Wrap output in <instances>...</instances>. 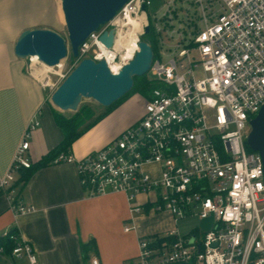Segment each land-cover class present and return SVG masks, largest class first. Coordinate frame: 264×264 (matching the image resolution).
Wrapping results in <instances>:
<instances>
[{"label":"built area","instance_id":"built-area-1","mask_svg":"<svg viewBox=\"0 0 264 264\" xmlns=\"http://www.w3.org/2000/svg\"><path fill=\"white\" fill-rule=\"evenodd\" d=\"M149 6L148 0L128 1L79 46L77 58L67 51L70 71L91 59L117 74L143 37H153L146 78L159 87L145 100L142 116L102 149L78 160L60 154L53 164H75L88 199L122 194L132 224L126 233L135 231L144 204L151 213L170 214L175 223L189 216L213 218V229L204 234L138 236L137 264H264L263 164L246 145L249 122L264 105V0H163L161 14L153 17L146 13ZM109 31L107 48L100 37ZM65 59L52 67L57 85L41 83L30 60L28 73L44 89L56 90L70 74ZM39 116L30 119L0 176V197L14 217L34 211L16 181L20 170L31 167L30 139ZM140 196L146 198L142 205ZM3 236L14 247L8 256L0 249V260L37 264L18 233Z\"/></svg>","mask_w":264,"mask_h":264},{"label":"crops","instance_id":"crops-1","mask_svg":"<svg viewBox=\"0 0 264 264\" xmlns=\"http://www.w3.org/2000/svg\"><path fill=\"white\" fill-rule=\"evenodd\" d=\"M60 0H0V176L7 173L12 157L30 119L40 114V126L32 133L29 157L33 163L56 147L62 132L55 125L45 89L32 77L25 61L14 54V46L24 31L48 29L56 33L64 27ZM145 103V101H144ZM143 99L130 96L102 120L82 134L71 146L75 159L102 149L143 114ZM17 191L32 213L14 217L5 197H0V237L14 229L31 245L37 264H137L138 236L151 237L175 230L166 212L144 209L131 226L129 208L122 194L88 199L79 183L75 164H50L37 169ZM25 264L20 259H4Z\"/></svg>","mask_w":264,"mask_h":264},{"label":"water","instance_id":"water-1","mask_svg":"<svg viewBox=\"0 0 264 264\" xmlns=\"http://www.w3.org/2000/svg\"><path fill=\"white\" fill-rule=\"evenodd\" d=\"M130 0H60L66 39L48 29L24 31L14 46L19 59L37 57L47 67H55L67 57L68 48L73 58L78 57L79 46L98 27L109 22ZM144 10V8H143ZM149 29H145L148 34ZM104 45H112L113 33L109 31L100 37ZM139 51L117 74H111L103 61L84 59L70 72L51 95V103L61 112L76 111L84 98L91 99L103 108H108L126 96L133 88L135 77L147 75L153 51L144 40ZM250 132L246 145L257 152L264 171V105L249 122Z\"/></svg>","mask_w":264,"mask_h":264},{"label":"trees","instance_id":"trees-1","mask_svg":"<svg viewBox=\"0 0 264 264\" xmlns=\"http://www.w3.org/2000/svg\"><path fill=\"white\" fill-rule=\"evenodd\" d=\"M143 40H146L152 50L155 52V45L153 41V37H143ZM72 60V58L70 57ZM159 87V85L155 83L148 82L146 76L144 77H135L133 79V88L126 96H124L119 101L115 102L108 108H104V111L96 116L93 120L87 122L88 117L85 115L86 107L80 108L78 112L70 117H64L63 115L57 113L54 109H52V117L55 125L62 132V140L61 142L51 149L48 153L41 157V159L35 163L32 162L31 167L29 169H22L19 171L18 179L16 181L17 185L23 187V185L30 178L32 173L39 168L48 166L53 164V160L60 154H68L72 144L86 131H88L91 127H93L96 123L102 120L112 109L118 106L129 94L136 92L139 94L146 95V99L149 97L151 91L154 88ZM251 151L249 148H247ZM9 234H17V232L12 229L9 231ZM14 247V242L9 239L8 236L0 237V249H2L3 255L8 256L11 253L12 248Z\"/></svg>","mask_w":264,"mask_h":264},{"label":"rangeland","instance_id":"rangeland-1","mask_svg":"<svg viewBox=\"0 0 264 264\" xmlns=\"http://www.w3.org/2000/svg\"><path fill=\"white\" fill-rule=\"evenodd\" d=\"M148 1L150 2V6L147 8L146 13L150 17L158 16L159 14H161L162 8H163V0H148ZM58 32H60V35L66 39L65 26L63 27V29H60ZM24 61H25V66H26L27 71H28L29 61H28V59L24 60ZM71 65H72V60L70 59L69 55H67V57L65 59V71L66 72L70 73L72 71V70L70 71ZM37 68H41V66L37 65ZM50 69L51 70L47 71V73H46L47 82L49 83L50 86L51 85H57L59 83V81H58L57 76L54 75V72H56V69H52V68H50ZM40 80H41V78H40ZM54 90H55V88H45L46 101H47V103H49L51 105L52 109H54L57 113L63 115L64 117H70V116L74 115L76 112H78L80 110V108L86 107L87 109L85 110V115H87V117H88L87 122H89V121L93 120L96 116L100 115L104 111V108L102 106H100L99 104H97L95 101L88 99V98H84L82 100V102L79 104L78 109L76 111L61 112L52 105L51 100H50L51 95L54 92ZM133 95L140 96L143 99V103L146 100V97H145L146 95L139 94L136 92L129 94L125 99H127ZM212 229H213V218L212 217H210L206 220H201V219L194 217V216H189V217H186L184 219L179 220L178 223L176 224V227H175V230H177V232L182 236H187L192 231H198L199 233L204 234L208 231H211ZM0 264H12V262L9 260L7 262H4V259H1Z\"/></svg>","mask_w":264,"mask_h":264},{"label":"bare ground","instance_id":"bare-ground-1","mask_svg":"<svg viewBox=\"0 0 264 264\" xmlns=\"http://www.w3.org/2000/svg\"><path fill=\"white\" fill-rule=\"evenodd\" d=\"M127 57L130 58L131 57V52L128 51L127 53ZM28 60L31 61V67L34 69L33 71V75L44 85H49L47 82V77H46V73L47 71L51 70L50 67L45 66L44 64L40 63V61H38L37 57H30ZM37 65H40L41 68H36ZM113 71H115V69H113ZM41 78V80H40Z\"/></svg>","mask_w":264,"mask_h":264}]
</instances>
